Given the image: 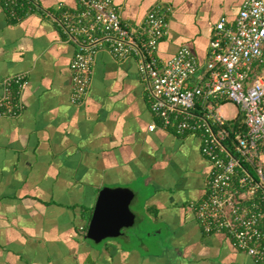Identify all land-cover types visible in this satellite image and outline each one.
<instances>
[{
  "label": "crops",
  "instance_id": "0c3cea01",
  "mask_svg": "<svg viewBox=\"0 0 264 264\" xmlns=\"http://www.w3.org/2000/svg\"><path fill=\"white\" fill-rule=\"evenodd\" d=\"M39 2L40 10L16 20L0 0V96L6 75L27 78L20 113L0 118V264H258L226 232L203 229L193 204L205 195L212 164L199 132L149 128L160 120L150 109L138 57L117 58L100 48L85 99L72 102L77 46L54 16L79 4ZM116 2L134 26L160 7L167 29L159 58L187 45L201 62L216 21L225 16L234 23L242 4ZM228 104L235 108L230 116ZM220 111L227 120L242 114L230 100ZM103 186L135 191L137 226L97 242L86 231Z\"/></svg>",
  "mask_w": 264,
  "mask_h": 264
},
{
  "label": "built area",
  "instance_id": "2783aa9c",
  "mask_svg": "<svg viewBox=\"0 0 264 264\" xmlns=\"http://www.w3.org/2000/svg\"><path fill=\"white\" fill-rule=\"evenodd\" d=\"M77 2L79 7L53 15L77 46L70 62L72 102L85 99L100 48L117 58L137 56L150 109L160 120L149 128L199 132L202 152L212 164L205 195L193 204L203 229L226 232L264 264V0H242L234 23L225 16L216 21L204 62L187 45L168 59L159 58L156 51L167 29L160 7L134 26L122 19L116 0ZM1 4L16 20L42 8L39 0H1ZM26 83L25 73L4 77L0 118L20 113ZM223 100L239 105L247 128L234 129L233 137L220 111Z\"/></svg>",
  "mask_w": 264,
  "mask_h": 264
},
{
  "label": "water",
  "instance_id": "95a60500",
  "mask_svg": "<svg viewBox=\"0 0 264 264\" xmlns=\"http://www.w3.org/2000/svg\"><path fill=\"white\" fill-rule=\"evenodd\" d=\"M135 191L127 186H103L99 192L86 236L94 241L119 236L123 229L132 226L136 213L131 207Z\"/></svg>",
  "mask_w": 264,
  "mask_h": 264
},
{
  "label": "trees",
  "instance_id": "16d2710c",
  "mask_svg": "<svg viewBox=\"0 0 264 264\" xmlns=\"http://www.w3.org/2000/svg\"><path fill=\"white\" fill-rule=\"evenodd\" d=\"M231 132V137H233V130L236 128H240L242 130H246V125L243 121V114H239L237 115V117L233 120H228L226 125H225ZM229 144L230 146H228L231 150L233 148V141L231 138H229Z\"/></svg>",
  "mask_w": 264,
  "mask_h": 264
},
{
  "label": "rangeland",
  "instance_id": "374dc122",
  "mask_svg": "<svg viewBox=\"0 0 264 264\" xmlns=\"http://www.w3.org/2000/svg\"><path fill=\"white\" fill-rule=\"evenodd\" d=\"M231 102H233V104H237V103H235L234 101H232V100H230ZM232 104V103H231ZM231 104H228L227 105V110H228V115L230 116V114H233V112L235 111V108L231 105ZM137 225H135L134 227H133V225L132 226H130V227H126L127 229L126 230H131V229H133V228H135Z\"/></svg>",
  "mask_w": 264,
  "mask_h": 264
}]
</instances>
